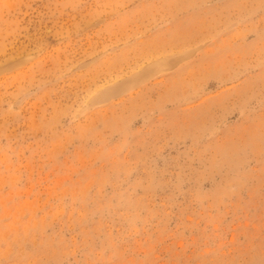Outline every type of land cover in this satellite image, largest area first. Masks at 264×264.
Returning a JSON list of instances; mask_svg holds the SVG:
<instances>
[{"label": "rangeland", "instance_id": "374dc122", "mask_svg": "<svg viewBox=\"0 0 264 264\" xmlns=\"http://www.w3.org/2000/svg\"><path fill=\"white\" fill-rule=\"evenodd\" d=\"M0 264H264V0H0Z\"/></svg>", "mask_w": 264, "mask_h": 264}]
</instances>
